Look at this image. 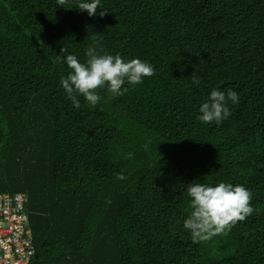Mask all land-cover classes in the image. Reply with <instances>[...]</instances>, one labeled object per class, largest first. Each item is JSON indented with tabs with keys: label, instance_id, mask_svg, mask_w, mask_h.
Returning <instances> with one entry per match:
<instances>
[{
	"label": "trees",
	"instance_id": "trees-1",
	"mask_svg": "<svg viewBox=\"0 0 264 264\" xmlns=\"http://www.w3.org/2000/svg\"><path fill=\"white\" fill-rule=\"evenodd\" d=\"M69 4L0 0V193L27 195L30 264H264V0ZM90 46L155 75L74 107L65 58ZM214 89L239 101L206 124ZM193 182L244 186L254 211L193 243Z\"/></svg>",
	"mask_w": 264,
	"mask_h": 264
},
{
	"label": "clouds",
	"instance_id": "clouds-1",
	"mask_svg": "<svg viewBox=\"0 0 264 264\" xmlns=\"http://www.w3.org/2000/svg\"><path fill=\"white\" fill-rule=\"evenodd\" d=\"M76 9L87 12L90 17L97 14L100 0H76ZM58 7L72 9L69 0H57ZM100 16L107 11L103 9ZM66 49L62 48L61 53ZM87 59L80 62L76 55L69 54L65 62L70 69L69 74L61 79V86L66 91L73 106L79 108L78 96L92 106L101 100L98 89L106 88L113 96H122L127 92L124 84L136 85L143 82L145 77L155 75L151 64L133 58L125 60L120 55L100 54L95 47H88L85 53ZM59 59V57H58ZM193 83L199 79L193 76ZM239 96L235 91L212 90L208 102L200 107L201 115L198 120L203 123H219L230 115L229 104H236ZM133 157L132 153L128 158ZM117 179H126L123 173H117ZM190 212L184 221V228L189 231L193 243L207 241L213 236L226 235L237 222L244 221L254 209L251 206L252 194L241 185L219 182L215 185L190 183L187 188Z\"/></svg>",
	"mask_w": 264,
	"mask_h": 264
},
{
	"label": "built area",
	"instance_id": "built-area-1",
	"mask_svg": "<svg viewBox=\"0 0 264 264\" xmlns=\"http://www.w3.org/2000/svg\"><path fill=\"white\" fill-rule=\"evenodd\" d=\"M24 193H0V264H30L34 246Z\"/></svg>",
	"mask_w": 264,
	"mask_h": 264
}]
</instances>
